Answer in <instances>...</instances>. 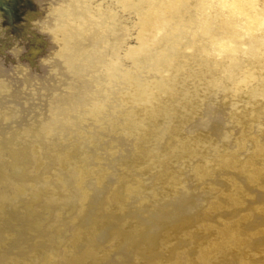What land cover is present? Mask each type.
<instances>
[{"label": "clouds", "instance_id": "9594fccd", "mask_svg": "<svg viewBox=\"0 0 264 264\" xmlns=\"http://www.w3.org/2000/svg\"><path fill=\"white\" fill-rule=\"evenodd\" d=\"M34 2L28 65L0 71V209L48 205L55 188L67 223L43 250L0 224V264H95L84 239L104 264H224L242 189L264 192V0ZM91 169L119 187L122 226L137 221L127 239L97 227L74 242ZM258 203L247 219L264 235ZM201 215L212 222L164 233Z\"/></svg>", "mask_w": 264, "mask_h": 264}, {"label": "rangeland", "instance_id": "374dc122", "mask_svg": "<svg viewBox=\"0 0 264 264\" xmlns=\"http://www.w3.org/2000/svg\"><path fill=\"white\" fill-rule=\"evenodd\" d=\"M42 15L34 0H0V71L13 69L11 63L5 65V59L15 62L11 56L17 59L15 65L17 70L28 65V61L22 60L26 57L21 55L34 46L29 33L33 30V20ZM55 193L56 189L53 188L48 205L36 197L13 198L9 204L0 209V224L7 228L18 229L22 238L34 247L41 250L47 248L54 243L55 237L60 235V228L67 223L66 220L59 218L65 208L61 203L65 197ZM248 195H255L258 202H264V192L249 186L242 189L241 203L246 211L243 208L233 209L230 213L239 236L235 247L228 251L224 264H264V235H258L256 225L248 222L247 219L248 214L258 207L259 203H250L246 199ZM76 196L79 207L69 209L80 218V225L73 229L77 237L74 241L76 243L81 242V236L87 238L90 231L97 227L101 232L106 231L109 235L127 239L137 225V221L133 219L127 227L122 226L124 218L117 214L120 189L108 178L104 170L98 173L95 169L89 170L81 178ZM211 222L202 215L181 217L173 223L166 224L164 233L168 237H176L182 232L198 230L200 225ZM83 243L95 248V264H104L108 259V249L103 244L88 239H84ZM138 246H142L148 255L155 250V242L144 238L138 242Z\"/></svg>", "mask_w": 264, "mask_h": 264}]
</instances>
